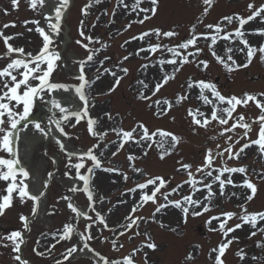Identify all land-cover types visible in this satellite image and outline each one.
Returning <instances> with one entry per match:
<instances>
[{"label":"rangeland","instance_id":"374dc122","mask_svg":"<svg viewBox=\"0 0 264 264\" xmlns=\"http://www.w3.org/2000/svg\"><path fill=\"white\" fill-rule=\"evenodd\" d=\"M48 2L50 0H45L43 8H39L38 6V10H33L30 8L28 0H19L17 8L12 7L11 0H0V30L3 31L4 36L15 37L9 41L11 45L23 47L25 53L31 52L35 55L42 47L43 38L36 31V24H25V21H39V26L43 27L45 32L51 35L52 44L50 48L60 55V59L56 62V66L49 77L51 82L68 84L72 87L79 86L80 81L77 78L80 75V65L81 62H85L84 72L90 84L86 85L83 91L89 101V115L91 118L97 120L94 130L97 133L106 132L107 135L104 136L103 140L99 136H91L87 130L86 118L73 127L75 118L72 117L69 122L63 124L64 131L67 133L65 137L77 153L86 151L93 147V145H99L98 148L94 149V152L101 160V168L94 170L90 185L94 194L93 198L96 201L94 206L96 211L106 218L109 228H117L116 233L111 232L103 228L97 221L90 229L94 239L88 241L89 246L101 253L110 262L129 255V251L137 248L140 251L137 253V260L141 264H214L216 253H212V259H209V253L221 243L226 242V238L218 230V225L223 221L224 217H221L219 221H212L211 224H208L207 221L210 217L218 216L221 213L234 212L237 215L228 221L226 227H234L238 223L242 224V227L229 233L227 239H232V243L222 257L224 264H264V247H257L258 243L264 245V233L258 231L259 228L264 227V221L258 220L257 228L254 229L251 227L250 222L245 223L240 218L242 213L241 204L245 205L248 213L264 211V179L258 176V174H264V154L259 152L257 145L245 149V153L239 159L230 160L227 154H225L223 160L218 157L214 161V166L218 165V167L223 166L224 163L228 167L246 166L251 182L257 186V192L251 201L246 200V196L251 194L249 189L226 184L224 194L220 195L217 183L213 185L215 193L212 201L213 206L207 213L193 215L194 211L201 212L202 209L190 208L186 220H181L182 216H185L182 209H176V212L172 213L168 211V214H156L155 217H153L152 213L153 208L163 201L164 192L170 191L176 184L188 179L187 172L182 169L177 170L180 168L178 161L191 164L193 167L190 171L194 174V177H200L201 174L196 173V169L194 168L195 166L202 165L206 150L208 148L215 150L217 143L225 146L224 138L218 137L216 141H212L210 137L217 135L223 127H230L233 123L230 120L228 125L220 126L216 122H212L207 129L194 126L191 122V117L188 116V109L200 108L201 111L210 116L211 106L204 105L202 101L197 99L198 89L193 88L191 93H188V79L214 82L217 89L226 97L231 95L242 97L244 93H264V62H261L259 53H257L248 67L229 73L211 55L208 48V44H210L209 40L205 41L201 39L196 45V47L203 49L199 55L200 60H208L210 62V66L205 70L204 74L203 66L198 67L196 63L185 64L179 72L175 73V78L171 79L167 85L161 88L156 96L152 97V100L141 104L138 103L140 100L138 96L142 86L137 84V81L144 80L145 83H148L149 88L144 90V92L145 95H151L154 89L153 86H155V82L160 77L155 78V75H151L148 69L155 65L159 59L158 56L161 54L158 51L148 61L149 67L145 72L146 75L141 78H139L140 76H134V68L137 66V63L134 64L130 76L128 73L125 75L120 71L123 66L121 61H123L125 56L129 57L127 59L129 62L123 67L127 69L131 68L134 60L139 58L145 59L148 54L145 51L137 56L134 54L137 50L148 46L149 43L156 44L157 39L155 36L148 37L147 40L142 42L131 39L142 32L155 28H159L162 31L173 30L178 33L179 38H182L188 34L191 26L196 24V31L202 33L206 30L205 25L215 24L222 17L238 14V11L243 15H241L242 17L246 18L250 12L248 4L253 3L254 8H258L261 4H264V0H213V5L206 16L203 15L205 5H203L202 0H158L155 16L144 24L133 22L142 18L143 13L138 17L135 13L130 12V7L128 9L124 8L118 4L117 0H101L98 4L95 0H71L70 10L63 16V22L58 34L50 32L43 17L44 13L51 14L52 12L47 10ZM125 3L130 6L133 0H125ZM86 4H91V7L88 9V14L83 15L82 9ZM141 7L150 8L151 4L148 0H145ZM113 13L115 14L113 15ZM81 21L84 22L83 26L81 25ZM129 23H131V27L125 30ZM4 24H15V27L4 29L2 27ZM225 26L226 28L230 27L227 30H233L239 25L238 22L231 25H227L226 22ZM81 28H83L86 36L93 38L92 43H89L80 35ZM259 29H264V22L260 18L248 28L242 29L246 33L245 38L252 46L258 47L264 44V36L253 34ZM161 39L168 40V38ZM96 40H99L100 43H96ZM125 41L129 42L125 43ZM158 42L165 44L162 40ZM84 44H88V49L83 46ZM228 44L220 40L214 48L218 54H223V50ZM174 45L176 43L169 44V46ZM231 46L234 48L233 58L237 63H244L246 61V50L244 52L235 51L236 48H242L243 45L238 40H235ZM89 50L96 51L93 60L86 62ZM192 50L194 49H189V51ZM5 51L6 47L3 40L0 39V55ZM12 58H16V54H13ZM166 59H171V54L166 55ZM8 62L9 59H0V69L6 66ZM106 68L115 71L119 77H122L117 87H115L116 77H113L110 73H105L104 69ZM75 70H78L79 75H75ZM20 71H23V69H20ZM172 71L173 69L169 73ZM32 83L35 85L39 82L33 81ZM112 88L114 90L109 92ZM50 94L44 93L42 94V98L34 99L29 116V118L32 116L41 117L37 123L45 129H47V124L43 119L44 117L53 120L60 118V114H52L47 107V102L51 97ZM207 94L211 99V94ZM178 95H187L188 99L183 100L180 104H176L175 99ZM165 98L174 105L168 114L165 117L151 116L147 112L148 105L157 99ZM258 98L264 99V97ZM152 108L156 109V106L153 104ZM20 111H22V107ZM117 113L123 115L122 120L126 122L123 125L124 128H122L124 130H131L138 123L142 122L150 131L153 129H163L181 137V141L163 159L159 156H153L155 151L158 153L162 152L156 144L148 148L146 145L137 146L135 143L129 142L127 146L117 151V142L120 137L117 136L116 132L112 131L113 128L117 129V131L120 129L116 121ZM106 114H110L112 119L109 120ZM239 114H243L245 120L249 121L250 119H255L260 113L259 109L252 102H249L247 107L238 106L233 116L236 117ZM258 131L259 124H253L248 138L241 140L240 144H237L233 151H237L248 140L257 139ZM243 132V129L237 127L234 133L226 135H233L235 139L237 136H242ZM17 134L18 137L19 134L26 135L30 141L41 135L33 127V124L25 123L23 127L17 129ZM47 135L44 136L46 137ZM157 138L158 136L155 139L159 141ZM47 140L46 142L42 141L34 149L33 155L27 163L30 175H39L42 185L47 181L46 178L49 173L53 171L55 173L53 172L54 175L46 192L47 200L44 203L43 221L36 220L24 234L25 244L22 247V258L28 260L29 264H55L56 260H61L62 264H92V262H82V260L78 259L80 257L74 258L80 252L79 249L82 245L77 232L72 234L71 240L61 241L56 244L51 254L45 251L46 246L55 243L53 233L61 231L66 223L75 224L78 231H84L86 224L92 222L86 221L84 218H76L75 214L67 207L68 201L61 199L62 196H71L73 203L77 207L86 211L88 210L93 219L96 216V212L88 208L89 202L85 193H71L69 191L72 185H69L68 182L75 179V169H68L66 167L67 159L64 153L60 151L56 141L53 138H48ZM169 142L170 140L165 146L166 148L170 147L171 142ZM105 145L108 147L105 148ZM113 152L117 154L113 156ZM101 153L103 155H100ZM144 153L147 154L145 155ZM130 154L136 157L134 162L131 161L133 166L126 158ZM7 155V153L0 152V156L7 158ZM53 158L57 159L56 167L54 166ZM120 161L122 162L121 164H119ZM75 162L77 161L74 158L73 163ZM91 166L92 162L86 160L85 168L81 169V174H86L87 168ZM133 167L142 169L143 173L134 172ZM104 168L119 169V172H105ZM66 171L70 173L73 177L72 179L64 175ZM122 174H126L129 179L125 181ZM239 175L242 177H238ZM154 176L163 177L168 182L167 187L162 188L160 193H157L155 204L150 203L148 206L140 208L141 211L140 209L137 210L140 212L135 216L143 217L144 219L138 222V227L136 226L133 230L119 238L120 241L117 243L116 250H114L111 240L115 239L117 241V233L124 231V229H119L117 226L122 223H128L125 220L128 208L131 202L137 203V198L141 194L138 191L135 196L132 195L131 197L122 194V192L133 184L144 182L148 177ZM238 176L234 175L232 179L234 183L241 184L244 177L242 174H238ZM224 178L226 179L227 177ZM209 180H205L204 183H208ZM6 186L7 182L0 181V193L3 192ZM154 187L151 185L147 193ZM190 190L189 186H183L171 195L169 200L181 199ZM197 193L198 195L194 199H202L206 195V189L202 188ZM232 193H237L238 195L233 196ZM101 196L104 197L102 202L100 201ZM128 196L130 198H127ZM122 198H125V200H122ZM132 198L136 199L132 200ZM32 208L33 202L31 200L21 203L14 193L12 206L8 207L3 215H0V234H9L14 230L23 232L24 229L19 216L24 214L29 217L32 214ZM174 219H176L174 225L170 226L168 221ZM161 224L164 227H161ZM147 231L150 233H147ZM253 231H256V235L254 236L250 235ZM137 232H139V235L136 234ZM145 233L148 234L147 237L144 235ZM4 243L10 242L4 241ZM143 243H154L158 251L155 253L148 252V250L142 248L143 245L141 244ZM73 244L77 246V252L69 260H64L63 254ZM121 244L123 247L119 248ZM34 249L36 250L35 252L33 251ZM241 249H243L245 256L244 260H241L237 256V252ZM36 252H45V255L40 256ZM189 254H191L192 259L187 258ZM13 255L11 246H0V264H17L12 258ZM253 257H256V259H253Z\"/></svg>","mask_w":264,"mask_h":264},{"label":"snow or ice","instance_id":"6c2138e0","mask_svg":"<svg viewBox=\"0 0 264 264\" xmlns=\"http://www.w3.org/2000/svg\"><path fill=\"white\" fill-rule=\"evenodd\" d=\"M58 6L54 9V14L44 13L43 17L47 24L48 29L51 33L58 34L62 18L70 6V0H56ZM98 4L101 0H95ZM119 5H122L124 8L128 9L130 7V12L135 13L138 17L141 13L144 15L142 18L133 21L135 23L144 24L147 20L151 19L155 16L157 12L158 0H148L151 4L150 8L141 7V5L145 2V0H133V3L129 6L125 3V0H117ZM19 0H11V5L13 8L18 7ZM29 6L33 10H38L39 8H43L45 5V0H28ZM203 5H205L203 10V15L206 16L209 13L210 8L213 5V0H202ZM91 7V4H86L82 9V14L87 15L88 9ZM248 9L250 11V15L246 18L242 17L239 14H233L229 16H224L215 24H207L205 28L211 30V32L198 33L196 31L197 25L193 24L190 28V35L185 40L181 41L179 44L174 46H169L168 44L149 43L148 46L141 47L134 54L139 56L141 52H149L150 54H155L158 50L164 51L171 54V59L161 58L156 61V63L161 68V76L159 80L155 82L154 89L151 92V95H145L144 90L149 88V84L145 83L144 80H138L137 84L142 86V89L139 92L138 98L145 101L152 100V97L156 96V94L163 88L167 83L175 78V73L179 72L183 65L188 63H196L198 67L203 66L206 70L208 67L207 60H198L200 53L203 49L196 47L197 41L203 37L205 41L210 39V44H208L209 51L211 55L216 59V61L223 66V68L231 73L233 71L239 70L240 68L248 67L254 57L259 53V57L261 62H264V44L256 47L249 44V41L245 38V31L242 29L249 22L253 21L256 18H260L262 22H264V4H261L258 8H254L253 3L248 4ZM7 14V13H6ZM115 13H113L114 15ZM238 22V27L234 31H227L225 22L227 25H231L233 21ZM27 23H34L37 25L36 31L43 38V44L41 49L37 54L33 55L31 52L25 53L23 47H14L9 43L10 40L14 39L13 36H4L3 31L0 30V39L3 40V43L6 47V51L0 55V59H9V62L0 69V152L7 153V158L4 156H0V181L7 182L6 188L0 193V215H3L5 210L8 207L12 206L13 203V194H16V197L19 199L21 203L26 202V200H31L33 202L32 208V216H35L40 200L45 196V192L41 191L39 194H32L29 191V185L27 183L30 173L29 171L22 165L21 160L18 156V134L17 129L24 126V123L27 122L30 113L33 107V101L37 98H42V94L51 93L55 90H64L68 91L69 86L66 84H58L51 82L49 77L51 76L54 67L56 66V62L60 59L59 53H57L54 49L50 48L52 44L51 35L46 33L43 27L39 26V21H25ZM83 21H81V25L83 26ZM202 23V21H200ZM4 29L8 27H15V24H4L2 26ZM95 27V25H93ZM131 27V23L126 26L127 30ZM223 33V35H221ZM253 34H258L264 36V29H259ZM80 35L84 37L89 43L93 42V38L90 36H86L83 28H81ZM173 30L162 31L159 28L150 29L148 31L140 33L138 36H134L132 40L144 41L146 37L155 36V38L159 41L161 38H172L177 36ZM218 40H223L229 42L228 46H226L223 50V54H218L217 50L214 48L217 45ZM238 40L242 48H236L235 51L244 52L246 50V61L244 63H237V61L233 58L234 48L231 44ZM96 43H100L99 40L95 41ZM129 41H125L128 43ZM79 43V42H78ZM86 49H88V44L83 45ZM106 46V45H105ZM123 47V45H122ZM194 49L189 51V49ZM96 50H89V55L86 57V62H90L93 60ZM13 54H16V58H12ZM192 57V60L189 59ZM128 56H125L123 60H127ZM146 59H149L146 57ZM179 61V64H177ZM122 63V61H121ZM84 64L85 62H81L80 65V75L78 77L80 84L79 86H73L76 94H78L80 101L83 102V108L81 111H71L70 108L66 106H62L59 99H50L49 103L53 108L58 109L60 115L59 119H54L53 123L55 124L58 132L67 136V133L64 131L63 124L65 122H69L70 118H75V124H79L82 119H87V130L91 136H99L101 140H103L104 136L107 133H97L94 130V125L97 124V120L93 119L89 115V101L83 91L86 85H89L90 82L86 79L84 72ZM46 65V67H44ZM164 65H172L173 71L171 73L164 70ZM143 68L147 69L149 67L148 64L142 65ZM23 69V71H20ZM121 72L125 75L128 73L127 68H121ZM105 73H110L115 79V85L118 86L122 77H119L115 71L110 69H104ZM15 73V74H14ZM18 76L20 77L18 79ZM33 81H38L39 83L33 84ZM195 88L198 89L197 99L202 101L204 105L211 106L210 116L207 115L204 111H201L200 108L188 109V116L191 117V122L194 126L207 129L212 122H216L220 126H225L229 124V121L232 120L233 123L230 127H223L221 131L218 132L217 135H213L210 137L212 141H216L218 137L225 139V146H221L219 143L216 144V149L208 148L206 150L205 159L203 164L196 168V173H200L201 177L199 180L195 179L194 174L190 171L193 167L191 164L183 163L178 161L180 168L177 170H184L188 174V180L184 181L181 185L176 186L171 191L163 193V199L166 203L160 204L156 207L153 217H155L156 213H159L162 208H165L169 205H172L178 209H182L185 214V218L190 211V208H201V212H193V215H201L203 213H207L211 210L213 204L212 201L215 197V193L213 191V185H219V193L220 195L224 194L225 185H231L233 187H243L249 189L251 194L246 196L247 201H251L256 192L257 186L253 182H251L249 176L247 175L246 166L239 167H228L226 163L221 167H213L214 161L216 158H221L223 160L225 154H227L228 159H239L242 154L245 153V149L257 145L259 148V152L264 154V99H259L258 97H264V93L259 94H251L244 93L242 97H237L236 95L225 96L218 89L214 82L205 81V80H194L189 78L187 81V91L190 94L191 90ZM22 90V91H21ZM114 88L110 89L113 91ZM211 94V99L209 95ZM188 99L187 95H178L175 99L176 104H180L183 100ZM249 102H252L257 109H259V115L255 119H250L249 121L245 120V116L243 114H239L234 117L233 113L236 112L238 106L247 107ZM153 104L156 106L157 112L156 115L161 116L167 114V112L174 106L171 101L168 99H157L150 103L149 108L153 107ZM226 105V106H225ZM166 106V107H165ZM22 107V111H20ZM108 115L109 120L112 119L110 114ZM259 124L258 138L255 140H248V142L241 145V147L237 151H233L234 147L237 144H240V141L243 139H247L249 133L252 131L253 124ZM33 127L39 131L41 134L47 135L48 130L43 128L39 123L33 121ZM239 127L244 130L242 136H237L235 139L233 135H226L228 133H234L235 129ZM113 132H116L117 136L121 138V142L117 148V151L124 147V144L128 141H132L137 146L146 145L148 148H151L153 144L162 150L161 159L164 158L165 155L170 154L173 149H175L176 145L181 141V137L163 130L156 129L154 131L149 130L142 122L138 123L131 130L117 129L113 128ZM159 137V141L155 138ZM138 137V139H137ZM171 138V146L165 147L168 144V138ZM57 145L62 153H64L67 159L66 167L68 169H75V179L78 181H82V187H78L76 184H73L69 191L71 193L83 192L87 196L88 200V208H90L93 212H96L95 219L89 216L87 212L78 210V207L73 203V198L71 196H62L61 199L68 201L67 207L71 210L73 214H75L76 218L83 217L86 221H92L91 223H87L84 231H78L77 226L72 223H66L63 226V229L57 233H53V240L55 243L50 246H46L45 251L51 254L52 250L56 247V244L61 241H69L72 239V234L77 232L79 239L82 241L83 246L79 249L81 252L84 249H88L90 252L94 251L89 246L88 241L94 239L91 235L90 229L96 224L98 221L100 225H103L105 229H109V231L116 233L117 228H109V225L106 222V218L101 215L100 212H97L95 209L96 201L93 198V190L90 187L91 178L94 175V170L101 168V160L95 154L94 149L98 148L99 145H93V147L89 148L86 152L77 153L68 151L65 147V144L60 140H56ZM115 143V142H113ZM108 146L105 145V148ZM117 153L113 152L112 155L115 156ZM145 155L147 153H144ZM100 155H103L101 153ZM76 159L77 162L73 163V159ZM136 157L133 155L128 156L129 161H133ZM89 160L92 162V166L88 167L86 170V174H81V169L85 168V161ZM53 163L56 161L53 159ZM105 172H119V169L115 168H104ZM133 171L136 173H143L142 169L134 168ZM215 173V175H214ZM225 173L228 174L226 179H222ZM239 173L242 174L244 179L241 184L234 183L232 179V174ZM49 178L52 177V173H49ZM65 176H68L69 179L73 177L69 172L64 173ZM259 178L264 179V174H258ZM122 177L125 181L129 179L126 174H122ZM210 178V180H209ZM205 180H209L208 183H204ZM168 182L161 176L148 177L145 182L138 183L134 188L129 189L130 193H135L138 189L141 190V196L138 203L133 205V208L129 215L125 217V220L128 223L120 224L117 227L119 229H124V231H119L117 234L122 236L125 234V231L131 230L134 225L138 227V222L143 220V217H134L133 213L142 208L147 202L151 201L153 204L156 203L157 193H160L162 188L167 187ZM184 184H188L191 189L190 195H184L180 200L171 201L169 197L176 193L179 188H182ZM203 185V188L206 189V195L202 199H193V196L199 191L201 188L197 187V185ZM150 185L155 186L154 190L151 194H146L143 190L147 189ZM47 182L45 183V187H47ZM6 193V194H4ZM233 196L238 195L237 193H232ZM104 197H100V201L102 202ZM242 209V213L240 218L245 222L251 223V227L256 229L257 223L259 221H264V211L257 213H248L247 208L244 204L240 205ZM237 214L234 212H225L221 213L218 216L210 217L207 221L208 224H211L212 220H220L221 216L224 217V220L219 223L218 230L222 233L223 237L226 238L225 243H221L214 248L209 253V259H212V253H216L214 264H224L222 257L226 253L227 248L232 243V239H227L229 237V233L235 231L236 229L242 227V224H236L234 227H226L228 221L232 219ZM20 221L22 222L24 231L14 230L9 234H0V246L3 247H12L13 250V260L17 262V264H29V261L22 258V245L25 244L24 234L29 230V219L30 217L21 214L19 216ZM164 227L163 224L160 225ZM258 231L264 233V227L259 228ZM139 235V232L136 233ZM147 237V233L144 234ZM250 235H256V231H253ZM107 239V238H106ZM150 239V237H149ZM4 241H8L10 243H4ZM111 244L113 249H116L117 241L115 239L111 240ZM120 247H123L121 244ZM146 247L149 249H155L156 245L154 243L146 244ZM257 247H264V245L258 243ZM36 251L35 249L33 250ZM139 249H134L132 253L128 256H125L123 260H115L109 261L103 255L96 253L99 257V260L102 264H134V257ZM77 252V246L73 244L71 247L67 248L65 253L63 254L64 260H69L70 257L74 253ZM37 255L44 256L45 252H36ZM237 256L240 257L241 260H244L245 256L243 254V249L237 252ZM188 259H192L191 254L187 257ZM256 259V257H253ZM146 261V257H145ZM55 264H62L61 260H56Z\"/></svg>","mask_w":264,"mask_h":264},{"label":"bare ground","instance_id":"6f19581e","mask_svg":"<svg viewBox=\"0 0 264 264\" xmlns=\"http://www.w3.org/2000/svg\"><path fill=\"white\" fill-rule=\"evenodd\" d=\"M48 7L47 10L52 11L51 14H54V9L56 6H58V3L56 2V0H50V2L47 3ZM121 9V8H120ZM68 10V9H67ZM75 59V58H73ZM60 94H54V97H58L59 100L60 98L63 100H60L61 105L62 106H66L68 107V104H72V107H68L70 108V110L72 111L74 106H76L74 99H72V103H69L70 96L67 95H63V96H59ZM53 99V98H52ZM50 101V100H49ZM50 104V103H48ZM75 104V105H74ZM53 113H59L58 109L53 108L52 109ZM47 129H48V135L45 137L43 134L38 135L37 137L34 138V140L30 141V139H28V137L24 134H19V139H18V156L19 159L22 162V165L24 167L27 166V163L29 162V159H31L32 155H33V151L34 149L43 141L46 142L48 138L53 137L56 140L60 139L64 144L65 147L68 151L73 152L70 148H69V143L66 141V139H64L59 132L56 131V127L55 124L53 123V120L48 119L47 120ZM57 162V160H55ZM28 170V166L26 167ZM52 178V177H51ZM46 182V181H45ZM28 185H29V191L32 194H39V192L44 190V186L45 184L42 185V180L41 177L38 176H31L29 177L28 181H27ZM69 185H73L76 184L78 187H80L82 184L81 182H79L78 180H73V181H69L68 182ZM46 200V196L43 197L38 205V209H37V219L38 221H42L43 220V214H44V210H43V206H44V201ZM79 256H85V257H91L94 258L87 250H84L82 252H80L79 254L75 255V258H78Z\"/></svg>","mask_w":264,"mask_h":264}]
</instances>
